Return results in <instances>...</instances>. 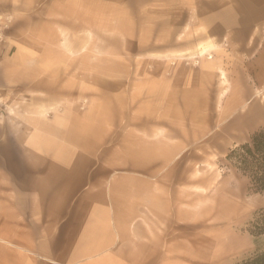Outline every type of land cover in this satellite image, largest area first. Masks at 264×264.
I'll return each instance as SVG.
<instances>
[{"label": "rangeland", "instance_id": "1", "mask_svg": "<svg viewBox=\"0 0 264 264\" xmlns=\"http://www.w3.org/2000/svg\"><path fill=\"white\" fill-rule=\"evenodd\" d=\"M262 48L264 0H0V264H55L31 247L47 210L37 203L80 189L87 163L108 180L138 171L149 184L175 188L164 192L173 202L163 207L182 215L160 226L148 219L144 240L158 230L164 252L148 264H238L264 246L251 233L264 190L228 158L264 125L243 141L219 126L234 82L243 67L258 68L252 61ZM257 94L264 104V82ZM197 98L207 102V129L172 110L173 103L194 109L187 103ZM86 118L102 134L94 165L78 161L72 178L57 171L44 184L48 159L62 147L45 148L49 126ZM52 131L60 136V127ZM162 132L171 145L186 135L174 160L166 158L174 146L164 144L163 160L149 153Z\"/></svg>", "mask_w": 264, "mask_h": 264}, {"label": "crops", "instance_id": "2", "mask_svg": "<svg viewBox=\"0 0 264 264\" xmlns=\"http://www.w3.org/2000/svg\"><path fill=\"white\" fill-rule=\"evenodd\" d=\"M258 57L255 61L251 60L254 64L257 61L258 68L255 67L254 70L243 67L241 72L243 80L240 81L241 83L234 82L231 96L227 98L225 108L221 109L220 129L232 139L243 141L247 134L264 125V104L255 100L260 85L264 82V48L261 49ZM206 103L201 99L188 102L187 105L191 104L194 109L183 108L181 104L173 103L172 110L183 114L178 119L193 118L199 122V128L207 129L211 126L207 123L211 122V118L204 115L202 107ZM58 127L61 129L60 138L55 131H52L53 128ZM49 129L48 133L53 137L51 140L45 139V148L52 144L62 147H57L48 159L50 171L43 177L44 184L50 183L51 177L54 176L53 172L58 171L68 175L75 172L79 167L78 161L93 164L94 154L99 149L102 135L98 121L94 123L86 118L81 123L71 121L65 127L55 123L49 126ZM184 137L185 139L178 145L176 142L171 145V142L164 141L162 132L155 138V151L148 152L155 155L156 161L163 160L164 144L169 147L174 146L175 149L170 147L171 149L167 151L169 155H166L167 160H174L186 145V135ZM52 139L60 141L52 143ZM141 139L143 141L140 146H143L145 139ZM65 149L68 151H64ZM130 150V147L127 148L125 153H129ZM35 157V154H31V159ZM124 160L132 166L128 155ZM83 164L86 163L83 162L82 166ZM89 164L87 163L85 171L82 170L80 189L71 193L63 192L65 196L63 200L54 199L37 203L39 209H47L45 213H40L39 217L42 225L41 234L37 238L31 237V243L34 242L31 247L37 256L55 264H148L149 257L163 256V244L158 230L151 243L144 240L146 236L144 231L147 232L148 219H153V216H155V225L160 226L164 218L174 221L177 216L182 215L172 207H163L164 203L173 202L169 197H164V192H175V188L165 190L163 186L149 184L146 178L148 174L138 171L124 172L108 180L88 171ZM72 176L71 174L70 178ZM75 195L78 197L76 201H74ZM72 204H75L74 215L64 236L57 243L58 232L69 216L67 210L72 209ZM136 235L139 236V244H136L132 238ZM174 253L171 249V254L168 255H177ZM131 257H139V259L133 261Z\"/></svg>", "mask_w": 264, "mask_h": 264}, {"label": "trees", "instance_id": "3", "mask_svg": "<svg viewBox=\"0 0 264 264\" xmlns=\"http://www.w3.org/2000/svg\"><path fill=\"white\" fill-rule=\"evenodd\" d=\"M228 158L249 176L256 190H264V127L254 132L249 141L234 148ZM251 233L264 237V209L252 222ZM238 264H264V246Z\"/></svg>", "mask_w": 264, "mask_h": 264}]
</instances>
